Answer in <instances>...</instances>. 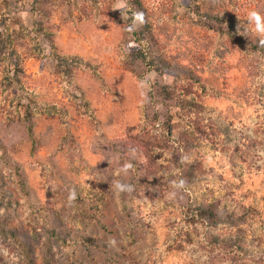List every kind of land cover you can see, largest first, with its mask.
Listing matches in <instances>:
<instances>
[{
  "label": "rangeland",
  "instance_id": "rangeland-1",
  "mask_svg": "<svg viewBox=\"0 0 264 264\" xmlns=\"http://www.w3.org/2000/svg\"><path fill=\"white\" fill-rule=\"evenodd\" d=\"M143 3L0 0V264H264V0Z\"/></svg>",
  "mask_w": 264,
  "mask_h": 264
},
{
  "label": "trees",
  "instance_id": "trees-1",
  "mask_svg": "<svg viewBox=\"0 0 264 264\" xmlns=\"http://www.w3.org/2000/svg\"><path fill=\"white\" fill-rule=\"evenodd\" d=\"M130 9L128 10V19H127V26L132 23L133 16L137 12H143L145 17V22L142 26L131 34L134 37V41L141 45L143 42L146 43L148 46L149 44L153 46L157 52H159L161 46L159 41L154 35L153 26L150 20V13L143 3V0H128ZM11 58H18L16 51L14 50L12 43L10 40H7L4 43V46L0 48V59L10 60ZM55 58L58 61L60 66H66L70 58L65 55L55 54ZM75 60H81L79 57H74ZM161 59H156L153 57L152 52L147 48H140L135 52L126 55L123 60L124 67L129 70L135 77L140 80L144 81L145 79V72L146 71H157L160 70V67L157 66V63ZM171 63V62H169ZM145 70V71H144ZM46 112L49 114L59 113L60 111L57 110L55 107H47ZM210 208L208 209L209 213L212 214L213 217H216V207L215 203H210Z\"/></svg>",
  "mask_w": 264,
  "mask_h": 264
},
{
  "label": "clouds",
  "instance_id": "clouds-1",
  "mask_svg": "<svg viewBox=\"0 0 264 264\" xmlns=\"http://www.w3.org/2000/svg\"><path fill=\"white\" fill-rule=\"evenodd\" d=\"M247 21L248 25L246 28L247 32H251L252 34L256 35L260 38L261 45H264V14L257 10H249L247 12ZM145 22V17L143 12H137L133 16L132 23L127 26L125 29L127 32L131 33L136 30V27L138 25H141ZM144 81H141V87L144 86ZM135 151V150H133ZM133 165L130 162H126L122 168L121 171L123 173H127L129 169H131ZM185 181L183 179L179 181H172V184L176 188H182L184 186ZM112 187L117 192H124V191H131L132 186L130 184L123 183L121 180H114ZM76 199V191L75 189H72L70 191L69 200L74 201Z\"/></svg>",
  "mask_w": 264,
  "mask_h": 264
}]
</instances>
